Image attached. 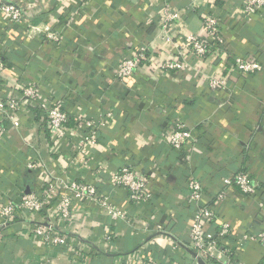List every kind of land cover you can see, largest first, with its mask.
Returning <instances> with one entry per match:
<instances>
[{"label": "crops", "instance_id": "1", "mask_svg": "<svg viewBox=\"0 0 264 264\" xmlns=\"http://www.w3.org/2000/svg\"><path fill=\"white\" fill-rule=\"evenodd\" d=\"M149 1L18 0L20 22L0 14L3 110L12 90L26 84L42 100L61 104L71 116L69 127L75 116L112 112L99 125L94 146L78 147L72 136L53 148L35 105L22 102L15 127L0 113V200L13 196L19 184L30 191L50 178L94 184L121 213L112 218L96 198L73 200L72 217H54L67 238L63 248L33 238V223L16 217L0 244V264H135L139 252L155 264H221L242 229L264 227V10L245 18L239 11L243 0H163L178 13L169 34L179 44L183 35L200 32L206 14L217 17L226 52L263 64L244 75L232 70L226 53L197 59L165 45L158 35L163 6ZM47 32L58 39L49 40ZM140 46L147 60L121 84L113 64ZM174 57L185 65L181 72L158 67ZM211 78H223V88L211 89ZM175 110L199 138L200 152L187 162L159 138L175 123ZM28 161L43 164L41 176L26 167ZM124 165L145 175L150 200L131 203L123 188L109 185V175ZM242 170L255 192L230 189L220 217L232 225L230 234L215 258H199L188 245L193 210L186 202V175L201 182L205 203L223 188V179ZM74 252L79 259L72 263ZM239 257L243 264H264V244L247 242Z\"/></svg>", "mask_w": 264, "mask_h": 264}, {"label": "built area", "instance_id": "2", "mask_svg": "<svg viewBox=\"0 0 264 264\" xmlns=\"http://www.w3.org/2000/svg\"><path fill=\"white\" fill-rule=\"evenodd\" d=\"M154 2H159L163 6L158 25V35L165 45H174L179 55L189 53L194 58L201 59L208 55L219 57L221 54L226 53L231 61L232 70L240 74L250 75L253 72L262 70L263 64L257 59L248 55L226 52V39L220 29L219 19L213 14H206L203 17L201 30L198 34L183 35L181 44L172 41L173 37L169 34V27L178 18V13L168 4H164L163 0H150L148 6ZM263 10L264 0H243V5L239 8L240 13L245 18H249L254 12ZM0 14L8 17L9 21L14 24L22 20V9L18 0H0ZM46 35L49 40L55 41L58 39V36L51 32H47ZM146 57L144 46L138 47L127 57L121 56L113 64L116 79L122 84L128 77L138 72L142 62L147 60ZM158 67L169 72H181L185 69V65L176 57L161 61ZM3 69L4 65L0 62V73ZM223 85V78L208 80V86L213 90L219 87L223 88ZM17 89V91L12 90V93L7 96L8 101L4 110L0 104V113L3 114L1 119L11 126H18L20 122L16 113L22 107V102H30L44 115L46 120L44 129H46L52 148L72 136L77 138L78 147L85 144L94 146L97 143L99 125L112 116V112L109 111L98 115L96 118L87 115L75 116V124L69 127L71 116L63 109L61 104L42 100L33 85L23 84ZM175 113H177L175 123L162 129L159 138L172 150L180 152L182 159L187 162L192 153L200 152L199 138L194 135L193 130L185 127L182 119L178 117L182 113L181 110H175ZM3 131L4 126L0 122V137ZM26 167L37 171L38 176H41L44 170L43 164L38 161H28ZM184 182L186 202L191 205L193 210L188 223V245L199 258L213 259L220 244L230 234L232 228L229 222L222 221L220 218L221 210L227 202L230 189L235 187L240 194H252L255 192L256 184L249 179L245 171H237L231 178L223 179V188L211 198L210 202L203 203V186L201 182L193 177L190 172L186 175ZM108 183L113 189L123 188L126 191V199L131 203H143L151 198L146 186L147 178L130 165H124L119 170L112 172L109 175ZM90 198H96L101 207L108 209L107 212L112 218L120 216L121 213L111 207L106 198L102 195L99 196L97 186L94 184L77 181L59 184L57 179L48 178V180L38 181L29 192L25 190L22 184H19L13 196L0 200V244L5 241L8 235V226L16 217H19L26 222L33 223L31 229L33 238L51 247L63 248L68 246L66 236L57 230L54 217L64 219L72 217L75 213L71 209L72 201ZM52 200H55L56 203L51 210H48V205ZM251 241L264 244V227H259L258 230L242 229L235 247L232 250L230 248L225 250L226 258L221 264H243L239 252L247 242ZM72 257L71 262H77L79 253L74 252ZM74 258L76 260H73ZM135 264L155 263L139 252Z\"/></svg>", "mask_w": 264, "mask_h": 264}, {"label": "water", "instance_id": "3", "mask_svg": "<svg viewBox=\"0 0 264 264\" xmlns=\"http://www.w3.org/2000/svg\"><path fill=\"white\" fill-rule=\"evenodd\" d=\"M26 191H27V192H29V191H28V188H27V190H26Z\"/></svg>", "mask_w": 264, "mask_h": 264}, {"label": "trees", "instance_id": "4", "mask_svg": "<svg viewBox=\"0 0 264 264\" xmlns=\"http://www.w3.org/2000/svg\"><path fill=\"white\" fill-rule=\"evenodd\" d=\"M39 110V109H38ZM243 171V170H242Z\"/></svg>", "mask_w": 264, "mask_h": 264}]
</instances>
